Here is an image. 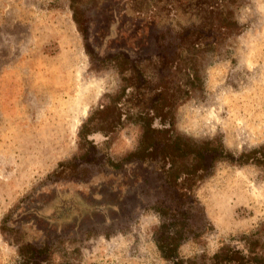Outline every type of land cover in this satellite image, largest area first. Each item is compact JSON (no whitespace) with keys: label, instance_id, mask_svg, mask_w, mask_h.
Masks as SVG:
<instances>
[{"label":"rangeland","instance_id":"obj_1","mask_svg":"<svg viewBox=\"0 0 264 264\" xmlns=\"http://www.w3.org/2000/svg\"><path fill=\"white\" fill-rule=\"evenodd\" d=\"M132 72L122 112L161 88L172 134L227 154H207L183 195L158 157L122 161L136 124L81 138ZM250 149L264 154V0H0V264H167L154 206L179 203L183 260L230 245L264 260V159L238 158Z\"/></svg>","mask_w":264,"mask_h":264},{"label":"trees","instance_id":"obj_2","mask_svg":"<svg viewBox=\"0 0 264 264\" xmlns=\"http://www.w3.org/2000/svg\"><path fill=\"white\" fill-rule=\"evenodd\" d=\"M108 60L113 63L118 73L121 74V80L125 82L127 77L123 73L129 69L128 60L120 54H115ZM130 76L131 82L122 84L116 94L110 96L106 103L97 106L88 115L80 128L81 138L86 140V135L94 131H102L103 133L113 131L125 122L136 124L140 129L137 144L133 150L122 158V161L158 157L164 165L163 181L170 187L181 189L183 195L186 190L194 185L187 183L200 180L205 173L207 167L204 160L207 154L215 153L217 155L218 153V155L224 156L227 154L220 145H213L210 141L191 142L179 135L172 134L170 95L163 92L161 88L158 89L156 99L149 110L122 112L117 103L127 94L126 89L132 86L135 87L139 83V73L132 72ZM155 120L158 126L153 125ZM88 125H91L92 128H87ZM238 158L241 163H260L259 161L264 159V154L259 149H250L239 153ZM182 197L184 198V196ZM175 207L154 206V210L161 218L158 234L154 239L155 246L160 257L167 264H195L183 260L178 254L179 243L184 237L182 227L184 215L182 209H180V203L176 204ZM248 249L231 245L226 246L224 249L212 254L209 264H264V260L249 253ZM24 264L35 263L27 258Z\"/></svg>","mask_w":264,"mask_h":264}]
</instances>
